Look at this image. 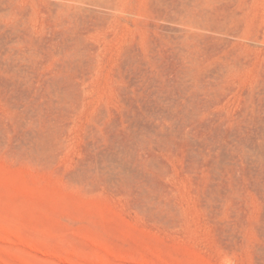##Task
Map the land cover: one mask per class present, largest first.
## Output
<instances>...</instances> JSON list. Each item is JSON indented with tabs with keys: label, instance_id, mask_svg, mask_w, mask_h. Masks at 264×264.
Here are the masks:
<instances>
[{
	"label": "rangeland",
	"instance_id": "obj_1",
	"mask_svg": "<svg viewBox=\"0 0 264 264\" xmlns=\"http://www.w3.org/2000/svg\"><path fill=\"white\" fill-rule=\"evenodd\" d=\"M96 1L0 0V264H264V0Z\"/></svg>",
	"mask_w": 264,
	"mask_h": 264
},
{
	"label": "bare ground",
	"instance_id": "obj_2",
	"mask_svg": "<svg viewBox=\"0 0 264 264\" xmlns=\"http://www.w3.org/2000/svg\"><path fill=\"white\" fill-rule=\"evenodd\" d=\"M88 1H91V0H88ZM97 1L99 2V1H103V0H97ZM74 2L75 3L73 4V6H68V10H70V8H73V12L70 11L71 14H73V15H79V13L84 12L85 8H84V4L83 3L86 2V0H74Z\"/></svg>",
	"mask_w": 264,
	"mask_h": 264
}]
</instances>
